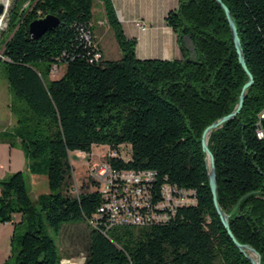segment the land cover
<instances>
[{"label":"trees","instance_id":"1","mask_svg":"<svg viewBox=\"0 0 264 264\" xmlns=\"http://www.w3.org/2000/svg\"><path fill=\"white\" fill-rule=\"evenodd\" d=\"M20 1L8 14L12 35L0 43V71L17 122L0 138L18 141L26 172L45 177L48 192L33 201L21 171L0 180V223L14 226L3 264H60L48 232L85 223L103 201L99 184L88 175L80 192L69 183V153L90 156L93 146L120 152L129 146V159L121 154L107 162L117 171L154 172L152 200L168 185L192 191L195 203L178 208L162 224L107 233L101 224L88 226L82 264H251L215 211L201 150L203 131L233 112L248 80L220 6L214 0H177L166 23L177 36L181 59L167 61L135 57V42L123 36L110 0H31L30 9L19 13ZM97 1L120 51L118 60L103 59L94 38L91 45L83 40L85 31L93 36ZM221 2L235 23L253 83L240 113L211 132L207 146L230 232L264 264V138L257 131L264 116V0ZM48 15L58 26L31 39L29 23ZM53 66L64 67L55 78ZM15 215L19 220L13 221Z\"/></svg>","mask_w":264,"mask_h":264},{"label":"rangeland","instance_id":"2","mask_svg":"<svg viewBox=\"0 0 264 264\" xmlns=\"http://www.w3.org/2000/svg\"><path fill=\"white\" fill-rule=\"evenodd\" d=\"M14 1L15 0H10L5 10H3V13L1 12L0 14V43H2L4 38H8L10 37V35H12V33H9L7 31L6 26L8 21L7 12L10 11L11 7L14 4ZM20 2L22 3V5L18 10L19 13L23 11L24 6H26L28 0H21ZM98 9L99 8L97 6V3L95 2L93 7L94 21L101 18L103 15L102 11L99 12ZM110 41L111 43H113L111 38ZM104 46L106 50L108 49L109 52L106 56L108 60H118L121 58L120 51H118L119 53L117 56L116 53L111 50L109 44L105 43ZM1 51L2 46L0 47V59ZM63 70L64 67L61 66L60 68H58L57 73L50 72V77H58L63 72ZM13 103L14 101L7 88L6 79L0 71V134L2 132L11 133L16 127V116L10 110V106ZM259 135L261 136V134ZM128 149L130 150L129 146L127 148L121 149V154L124 159L130 158V153L128 154L127 152ZM107 154L108 149L106 146H93L90 156L86 157L78 156L77 152L69 153L68 159L72 169L69 183L74 188V190H76V193L81 191L80 187L82 183L86 182V177L87 175H89L88 168L92 165L99 166L104 164ZM19 171L25 173L26 183L30 191L31 199L33 201H35V198L38 194L48 192L45 177H43V181L38 180L33 184L32 178L34 177L33 175H30L26 172V158L18 144V141L14 138H11L10 141L0 138V180ZM31 185L33 186L32 189ZM17 220H19L18 215ZM12 229H14V226L10 225V227H8L7 234H4V229L0 228V264H3L9 255V241ZM88 231L89 227L85 223H80L64 225L61 228L59 234H55L51 231L48 232L49 237L55 241L60 251V255L62 257L60 264H62L63 261H68L71 264H73V262H79V264L83 263L88 244ZM20 234H22L21 231H19V235ZM247 255L254 260L256 259L255 255L249 251L247 252Z\"/></svg>","mask_w":264,"mask_h":264},{"label":"built area","instance_id":"3","mask_svg":"<svg viewBox=\"0 0 264 264\" xmlns=\"http://www.w3.org/2000/svg\"><path fill=\"white\" fill-rule=\"evenodd\" d=\"M10 0H7L9 4ZM28 0L23 10L28 8ZM2 5V13H3ZM30 8H28L29 10ZM135 26L144 31L145 24L137 21ZM83 40L91 45V32H83ZM100 58V55H96ZM58 67L53 66L51 73H57ZM264 116H261L260 120ZM257 131L262 130L260 121L257 124ZM108 149V148H107ZM78 156H85L77 152ZM121 156L119 149H108L105 163L102 165H92L88 168L89 177L99 184V191L103 197L102 204L97 209V213L86 219L85 223L90 228H97L99 224L104 232H108L116 227H147L154 224L168 222L178 208L192 206L195 203L192 191L180 190L168 185L160 188V198L152 200L151 185L154 180V172L128 171L122 172L113 169L107 162V158H118ZM76 193V190H74Z\"/></svg>","mask_w":264,"mask_h":264},{"label":"crops","instance_id":"4","mask_svg":"<svg viewBox=\"0 0 264 264\" xmlns=\"http://www.w3.org/2000/svg\"><path fill=\"white\" fill-rule=\"evenodd\" d=\"M119 23L123 36L127 40L135 42L134 54L139 60H175L181 59V52L177 43L175 32L167 25L166 16L171 10L177 8V0H110ZM99 12L103 15L96 21L93 20V37L102 53L103 59L108 60V49L104 44H109L111 50L118 56V46L116 44L112 30L110 29L105 16L102 2L97 1ZM141 21L145 24V30L141 31L135 23ZM102 27V28H100ZM112 39V42L110 41ZM116 49V51H115ZM33 184L42 177L33 176ZM33 186L31 185V189ZM17 221V216L13 221ZM12 223H0L3 233L7 234L8 227ZM13 234V229L10 235ZM10 244V241H9Z\"/></svg>","mask_w":264,"mask_h":264},{"label":"water","instance_id":"5","mask_svg":"<svg viewBox=\"0 0 264 264\" xmlns=\"http://www.w3.org/2000/svg\"><path fill=\"white\" fill-rule=\"evenodd\" d=\"M214 1L218 6H220V8L223 10L225 14V18L227 20L229 30H230L232 42H233V45H234V48L237 54L238 63L241 66L244 73L246 74L248 80L243 85L240 91L237 104L233 112L215 121L203 131L202 136H201V150L205 154V160H206L207 167H208L207 179H208V185L210 188V192L212 195L213 205L221 221L222 226L225 228L229 238L232 240L234 246L239 250V252L245 255L249 259L251 264H260V258L258 254L253 249H251L249 246L239 244L230 232L229 225H228L229 215H225V213L222 211L218 203L214 159L207 146L208 137L210 133L219 129L224 123L232 120L240 113L242 109L243 101L246 97V92L253 83L252 76L247 70V67L244 61V57H243V53H242L241 45H240V40L238 37L235 23L230 15V12L227 9V7L221 2V0H214ZM1 12H2V5H0V14ZM58 24H59V20L56 17L51 16V15L34 20L30 22L28 25L29 36L33 40L38 39L42 35L47 33L48 31H52L53 29H55L58 26ZM260 127L262 130V138H264V117L260 120ZM248 251L255 255L256 257L255 260L247 255Z\"/></svg>","mask_w":264,"mask_h":264},{"label":"bare ground","instance_id":"6","mask_svg":"<svg viewBox=\"0 0 264 264\" xmlns=\"http://www.w3.org/2000/svg\"><path fill=\"white\" fill-rule=\"evenodd\" d=\"M0 5H3L4 6L3 10H5V8L7 7V0H0ZM0 20H1V15H0ZM62 264H71V263L68 261H63Z\"/></svg>","mask_w":264,"mask_h":264},{"label":"flooded vegetation","instance_id":"7","mask_svg":"<svg viewBox=\"0 0 264 264\" xmlns=\"http://www.w3.org/2000/svg\"><path fill=\"white\" fill-rule=\"evenodd\" d=\"M9 14V11L7 12V15Z\"/></svg>","mask_w":264,"mask_h":264}]
</instances>
